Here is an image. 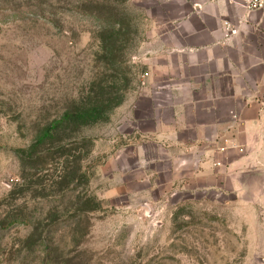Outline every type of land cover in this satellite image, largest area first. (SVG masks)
Instances as JSON below:
<instances>
[{
    "label": "rangeland",
    "instance_id": "1",
    "mask_svg": "<svg viewBox=\"0 0 264 264\" xmlns=\"http://www.w3.org/2000/svg\"><path fill=\"white\" fill-rule=\"evenodd\" d=\"M179 2L0 0V264H264L263 170L214 183L150 132L154 26ZM102 88L124 93L107 121L35 146Z\"/></svg>",
    "mask_w": 264,
    "mask_h": 264
},
{
    "label": "crops",
    "instance_id": "2",
    "mask_svg": "<svg viewBox=\"0 0 264 264\" xmlns=\"http://www.w3.org/2000/svg\"><path fill=\"white\" fill-rule=\"evenodd\" d=\"M176 1L181 8L168 7L154 26L161 49L152 51L150 78L165 80L169 99L151 107L150 132L155 141L181 145L197 161V175H211L214 183L245 165L264 172V8ZM227 21L237 28L230 36Z\"/></svg>",
    "mask_w": 264,
    "mask_h": 264
},
{
    "label": "trees",
    "instance_id": "3",
    "mask_svg": "<svg viewBox=\"0 0 264 264\" xmlns=\"http://www.w3.org/2000/svg\"><path fill=\"white\" fill-rule=\"evenodd\" d=\"M90 2V0H87ZM105 1V0H104ZM117 30L113 28L111 33L113 44L118 41L121 27L120 23H117ZM102 28H104L102 26ZM97 92L88 103L82 106H73L65 108L58 118L50 121L45 129L41 132L40 136L35 140V146L43 145L44 143L54 142L58 143V149L66 147L64 143L66 131L79 133L82 127L100 121H107L109 119L110 112L114 107L118 106L124 99V93L116 92L115 89H101ZM95 204L94 199H91ZM97 206V204L95 205Z\"/></svg>",
    "mask_w": 264,
    "mask_h": 264
},
{
    "label": "built area",
    "instance_id": "4",
    "mask_svg": "<svg viewBox=\"0 0 264 264\" xmlns=\"http://www.w3.org/2000/svg\"><path fill=\"white\" fill-rule=\"evenodd\" d=\"M238 3L248 12L261 10L264 8V0H238ZM227 36L233 35L237 32V28L229 21L225 23Z\"/></svg>",
    "mask_w": 264,
    "mask_h": 264
},
{
    "label": "water",
    "instance_id": "5",
    "mask_svg": "<svg viewBox=\"0 0 264 264\" xmlns=\"http://www.w3.org/2000/svg\"><path fill=\"white\" fill-rule=\"evenodd\" d=\"M261 261L264 263V257L261 258Z\"/></svg>",
    "mask_w": 264,
    "mask_h": 264
}]
</instances>
